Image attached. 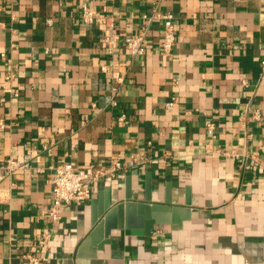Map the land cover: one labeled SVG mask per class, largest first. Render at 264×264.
Here are the masks:
<instances>
[{"label": "crops", "instance_id": "obj_1", "mask_svg": "<svg viewBox=\"0 0 264 264\" xmlns=\"http://www.w3.org/2000/svg\"><path fill=\"white\" fill-rule=\"evenodd\" d=\"M81 4L122 36L145 27V52L119 41L108 53ZM152 10L173 14L168 57L161 21L141 18ZM262 60L260 0H0V264H27L22 254L51 229L45 264H264ZM135 154L146 163L94 184L52 226L55 166L108 168ZM26 155L30 169L4 174L9 156ZM128 178L131 200L161 205L175 182L171 205L185 206L187 194L189 219L149 236L113 230L93 256L79 252L100 219L97 201L102 210L126 201Z\"/></svg>", "mask_w": 264, "mask_h": 264}, {"label": "built area", "instance_id": "obj_2", "mask_svg": "<svg viewBox=\"0 0 264 264\" xmlns=\"http://www.w3.org/2000/svg\"><path fill=\"white\" fill-rule=\"evenodd\" d=\"M260 1L264 4V0ZM80 18L84 24H97L99 26L102 41L105 44L108 53L114 51L119 41L123 42L125 49L131 55H140L145 52V27L136 33L122 36L112 24H106L104 22L105 15L102 12L91 8L86 4L80 5ZM141 18L146 23L152 19H159L161 21L160 47L162 53L168 57L175 44L173 14L171 12L152 10L150 14H141ZM261 64L264 65V60L261 61ZM101 69L105 70V66H101ZM116 81H122V77H117ZM115 93H113L112 96L116 95ZM111 103L113 105L116 104L113 97L111 98ZM174 103L175 98L171 96L170 100L166 103V107L172 108ZM124 119L125 114L121 113L118 116V120L122 121ZM3 126L4 124L0 122V127ZM204 128L208 137V142H210L214 138V123L208 119L205 121ZM30 158V155H26L21 159L9 156L1 168L6 175L15 172H23L30 169ZM146 160V158L135 154L125 161L117 159L111 160L108 168L99 167L93 164L88 166H76L71 162L66 161L55 166L53 173L48 179L51 202L50 206L47 208V216L51 224H53L52 226L59 223L61 212L65 206L88 201L91 198L92 187L94 184L100 182L105 177L118 176V174H122L132 167L144 165ZM36 170L38 172L42 171L41 168H36ZM51 230L43 232L37 238L33 249L22 254V258L27 264H45L48 262Z\"/></svg>", "mask_w": 264, "mask_h": 264}, {"label": "water", "instance_id": "obj_3", "mask_svg": "<svg viewBox=\"0 0 264 264\" xmlns=\"http://www.w3.org/2000/svg\"><path fill=\"white\" fill-rule=\"evenodd\" d=\"M175 182L166 183L164 187V204H154L149 202L146 196L144 202H137L130 199V180L126 179V201L113 206H108L102 210L100 199L97 214L99 221L95 224L91 232L86 236L80 245L79 252H84L91 248L90 256L94 255L96 249H102L104 244L110 242V234L113 230H123L127 235L149 236L156 224H170L173 228H179L183 220L190 217V201L186 194L185 206L171 205V188ZM147 182L146 187L149 188ZM95 216V215H94ZM80 253V254H82Z\"/></svg>", "mask_w": 264, "mask_h": 264}]
</instances>
